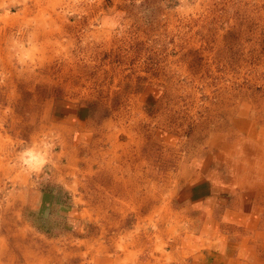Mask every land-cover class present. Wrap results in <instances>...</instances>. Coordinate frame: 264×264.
I'll return each mask as SVG.
<instances>
[{
  "label": "rangeland",
  "instance_id": "obj_1",
  "mask_svg": "<svg viewBox=\"0 0 264 264\" xmlns=\"http://www.w3.org/2000/svg\"><path fill=\"white\" fill-rule=\"evenodd\" d=\"M263 136L264 0H0V264H186L177 180Z\"/></svg>",
  "mask_w": 264,
  "mask_h": 264
},
{
  "label": "crops",
  "instance_id": "obj_2",
  "mask_svg": "<svg viewBox=\"0 0 264 264\" xmlns=\"http://www.w3.org/2000/svg\"><path fill=\"white\" fill-rule=\"evenodd\" d=\"M257 144L259 159L243 179L223 178L206 162L201 170H189L191 176L177 180L182 189L175 192L174 202L185 206H168L174 215L170 218L180 216L177 221L187 222V227L178 234L173 260L182 256L186 264H264V143Z\"/></svg>",
  "mask_w": 264,
  "mask_h": 264
},
{
  "label": "bare ground",
  "instance_id": "obj_3",
  "mask_svg": "<svg viewBox=\"0 0 264 264\" xmlns=\"http://www.w3.org/2000/svg\"><path fill=\"white\" fill-rule=\"evenodd\" d=\"M250 129H251V128H250ZM251 130H252V129H251ZM251 130H250V131H251ZM242 131H243V130H242ZM246 132H247V131H246ZM262 132H263V131H262ZM259 133H260V132H259ZM258 136H259V135H258ZM241 137H242V136H241ZM249 138H251V137H249ZM261 138H262V136H261ZM263 138H264V136H263ZM244 139H245V138H244ZM244 139H243L242 141H244ZM238 141H239V140H238ZM247 141H248V140H247ZM261 142H262V141H261ZM235 143H237V142H235ZM238 143H239V142H238ZM248 143H249V142H248ZM239 144L241 145L242 143H239ZM249 144H250V143H249ZM240 145H239V146H240ZM242 145H243V144H242ZM247 145H248V144H247ZM248 147H250V146H248ZM254 147H255V146H254ZM263 147H264V146H263ZM225 148H226V147H225ZM231 150H232V149H231ZM227 151H228V150H227ZM234 151H235V150H234ZM260 151H261V150H260ZM260 151H259V152H260ZM240 152H241V151H240ZM240 152H239V153H240ZM244 152H245V151H244ZM250 152H251V151H250ZM228 153H229V152H228ZM247 153H248V152H247ZM247 153H246V154H247ZM255 153H256V152H255ZM242 154H243V151H242ZM257 154H258V153H257ZM223 155H224V154H223ZM234 155H235V154H234ZM260 155H261V154H260ZM226 156H227V155H226ZM235 156H236V155H235ZM235 156H234V157H235ZM237 156H238V155H237ZM248 156H249V155H248ZM250 156H251V155H250ZM227 157H228V156H227ZM241 157H242V156H241ZM224 158H226V157H224ZM238 158H239V157H238ZM258 158H259V157H258ZM236 159H237V158H236ZM239 159H240V158H239ZM224 160H225V159H224ZM248 160H249V159H248ZM225 161H226V160H225ZM263 161H264V160H263ZM216 163H217V161H216ZM225 163H226V162H225ZM263 163H264V162H263ZM248 164H249V162H248ZM218 165H219V164H218ZM226 165H227V164H226ZM230 165H231V163H230ZM230 165H229V166H230ZM263 165H264V164H263ZM253 166H254V165H253ZM234 167H235V166H234ZM241 167H242V166H241ZM262 167H263V166H262ZM263 168H264V167H263ZM239 169H240V168H239ZM259 169H261V168H259ZM234 170H235V169H234ZM243 170H245V169L243 168ZM249 170H250V169H249ZM230 172H231V171H230ZM237 172H239V171H237ZM255 172H256V171H255ZM261 172H262V171H261ZM241 174H242V173H241ZM251 174H252V173H251ZM184 175H185V174H184ZM234 175H235V174H234ZM239 175H240V174H239ZM239 175H238V176H239ZM254 175H255V174H254ZM259 175H260V173H259ZM188 176H189V175H188ZM262 176H263V175H262ZM211 177H212V175H211ZM232 177H233V176H232ZM235 178H237V177H235ZM247 178H248V177H247ZM244 179H245V178H244ZM252 179H253V178H252ZM233 180H234V179H233ZM255 180H256V179H255ZM246 181H247V180H246ZM230 182H231V181H230ZM241 182H242V181H241ZM256 182H257V181H256ZM235 183H236V182H235ZM224 184H225V183H224ZM231 184H232V183H231ZM241 184H242V183H241ZM242 185H243V184H242ZM253 185H254V184H253ZM256 185H257V183H256ZM256 185H255V186H256ZM243 186H244V185H243ZM239 187H241V185H240ZM251 187H252V186H251ZM260 187H261V186H260ZM263 187H264V186H263ZM263 187H262V188H263ZM252 188H254V187H252ZM248 189H249V188H248ZM259 189H260V188H259ZM250 190H251V189H250ZM242 191H243V190H242ZM242 191H241V192H242ZM247 193H248V192H247ZM261 195H262V194H261ZM236 197H237V196H236ZM219 200H220V199H219ZM258 203H259V202H258ZM166 207H167V206H166ZM164 212H165V211H164ZM221 213H222V212H221ZM162 218H163V217H162ZM262 222H263V221H262ZM263 223H264V222H263ZM263 226H264V225H263ZM259 228H260V227H259ZM254 232H255V231H254ZM261 233H262V232H261ZM261 233H260V234H261ZM256 234H257V233H256ZM258 234H259V233H258ZM255 238H256V237H255ZM260 240H261V239H260ZM181 261H182V260H181Z\"/></svg>",
  "mask_w": 264,
  "mask_h": 264
}]
</instances>
